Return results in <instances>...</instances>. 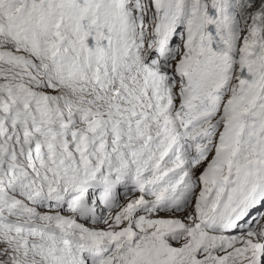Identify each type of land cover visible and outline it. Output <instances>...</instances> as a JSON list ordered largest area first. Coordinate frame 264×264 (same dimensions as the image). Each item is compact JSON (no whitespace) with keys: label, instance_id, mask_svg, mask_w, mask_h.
I'll use <instances>...</instances> for the list:
<instances>
[{"label":"snow or ice","instance_id":"snow-or-ice-1","mask_svg":"<svg viewBox=\"0 0 264 264\" xmlns=\"http://www.w3.org/2000/svg\"><path fill=\"white\" fill-rule=\"evenodd\" d=\"M0 264H264V0H0Z\"/></svg>","mask_w":264,"mask_h":264}]
</instances>
